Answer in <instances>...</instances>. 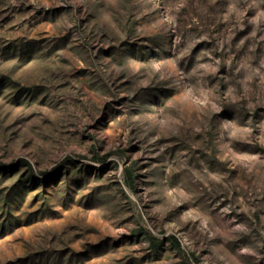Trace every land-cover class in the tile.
I'll list each match as a JSON object with an SVG mask.
<instances>
[{
	"label": "rangeland",
	"instance_id": "rangeland-1",
	"mask_svg": "<svg viewBox=\"0 0 264 264\" xmlns=\"http://www.w3.org/2000/svg\"><path fill=\"white\" fill-rule=\"evenodd\" d=\"M0 264H264V0H0Z\"/></svg>",
	"mask_w": 264,
	"mask_h": 264
}]
</instances>
